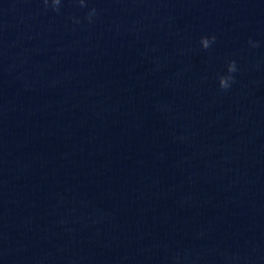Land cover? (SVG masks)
<instances>
[{
    "label": "water",
    "instance_id": "water-1",
    "mask_svg": "<svg viewBox=\"0 0 264 264\" xmlns=\"http://www.w3.org/2000/svg\"><path fill=\"white\" fill-rule=\"evenodd\" d=\"M85 4L0 0V264H264V0Z\"/></svg>",
    "mask_w": 264,
    "mask_h": 264
},
{
    "label": "clouds",
    "instance_id": "clouds-1",
    "mask_svg": "<svg viewBox=\"0 0 264 264\" xmlns=\"http://www.w3.org/2000/svg\"><path fill=\"white\" fill-rule=\"evenodd\" d=\"M77 2L79 3V5L81 7H86L85 4V0H77ZM43 3L45 4V6H48L49 0H43ZM52 3V7L54 11H59V6L61 4V0H51ZM97 10L95 8L90 9V11L87 14V20L89 21V23L92 22L93 17L96 15ZM74 19L75 23H80V21L78 19ZM216 41V37L213 36H202L200 38V44L202 46L203 49L207 50L209 49ZM249 43L253 46V47H258L259 44L258 42H254V41H249ZM238 71V67L236 64L235 60H229L227 63V74L226 75H220L219 76V87L221 90H228L231 85L233 83H235V77L234 75H232L233 73H236Z\"/></svg>",
    "mask_w": 264,
    "mask_h": 264
}]
</instances>
